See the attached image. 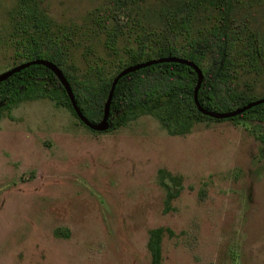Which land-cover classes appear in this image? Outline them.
Returning <instances> with one entry per match:
<instances>
[{
    "label": "rangeland",
    "instance_id": "obj_1",
    "mask_svg": "<svg viewBox=\"0 0 264 264\" xmlns=\"http://www.w3.org/2000/svg\"><path fill=\"white\" fill-rule=\"evenodd\" d=\"M169 2H136L132 21L154 27ZM112 4L29 1L50 34H66V62L76 74L93 62L111 71L135 43L140 26L133 21L114 31L112 49L104 44L113 32ZM24 7L0 0V71L20 59L15 23ZM232 15L264 43V0H240ZM192 23V32L201 26ZM236 70L238 89L264 94V66ZM259 136L257 122L227 119L169 134L148 114L98 131L47 98L21 100L0 116V264H149L145 241L155 226L170 230L160 241L162 264H264ZM162 178L177 190L168 203Z\"/></svg>",
    "mask_w": 264,
    "mask_h": 264
},
{
    "label": "trees",
    "instance_id": "obj_2",
    "mask_svg": "<svg viewBox=\"0 0 264 264\" xmlns=\"http://www.w3.org/2000/svg\"><path fill=\"white\" fill-rule=\"evenodd\" d=\"M18 1L25 7L21 11L22 18L15 23L22 31L21 42L14 52V56L20 58L16 63L34 58L54 63L69 83L80 111L90 121L100 118L110 81L116 72L124 66L166 55L183 57L200 69L202 77L196 99L208 110L228 111L258 98L248 88H237V66L255 71L264 66V43L253 28L244 27V20L236 23L232 15L235 3L240 0H171L172 3H166L156 13L154 27L148 21L146 27L141 26L138 18L133 19L140 26L133 40L135 43L128 45L122 57L118 56L111 71L93 62L79 74L72 72L66 62V34L63 37L50 34L46 18L34 5H29L31 0ZM138 1L112 0L107 15L112 20L110 30L113 32L109 36L106 34L104 41L108 49H112L117 28L134 24L130 10ZM194 18L201 26L194 25L192 32ZM241 29H247L244 36ZM236 52L242 57H237ZM195 80L190 66L174 61L155 62L126 72L114 84L108 107L109 125L105 130L148 114L169 134H183L194 122L203 119H227L234 123L252 120L264 131V101L235 115L213 118L200 113L193 103ZM36 98H47L54 105L63 106L78 120L56 76L44 65L29 64L0 80V116L21 100ZM259 138L264 142V136ZM161 172L163 170L158 169V173ZM165 176L173 180L168 172ZM163 180L164 203H168L177 190L171 191V186ZM164 231L170 230L162 226L147 230L145 246L149 264H162L160 241Z\"/></svg>",
    "mask_w": 264,
    "mask_h": 264
},
{
    "label": "water",
    "instance_id": "obj_3",
    "mask_svg": "<svg viewBox=\"0 0 264 264\" xmlns=\"http://www.w3.org/2000/svg\"><path fill=\"white\" fill-rule=\"evenodd\" d=\"M160 61L181 62V63L187 64L188 66H190L194 70L195 75H196V80H195V84H194L193 89H192V100H193V103H194L196 109L202 114L208 115V116L213 117V118H225L228 116L235 115V114L243 111L244 109H246L252 105H255L257 103L264 101V96H260L256 99H253L249 102H246L245 104H243L241 106L235 107V108L228 110V111H212V110H208V109L202 107L196 99V91H197V88L200 84L201 77H202L200 69L193 62H191V61H189L183 57L174 56V55H166V56H162V57L150 58L147 60L136 62L134 64L124 66L118 72H116V74L112 77V79L110 81V85H109L105 100H104L103 105H102L101 116L96 121H90L89 119H87V117H85L82 114V112L80 111L79 107L77 106V104L75 102L71 88L69 86V83L67 82L66 78L62 74L61 70L54 63H52L50 60H47L44 58H34V59L18 62L16 64L8 67L7 69L0 71V80H3L7 76H9L12 73L28 66L29 64L44 65L45 67L49 68L53 72V74L56 76L60 85L64 89L66 96L68 97L70 106H71L72 110L74 111L78 120L90 129L101 131V130H105L109 125L108 107H109V102H110L112 90H113L114 84H115L116 80L118 79V77L125 74L126 72L132 71V70L137 69L139 67H143V66L155 63V62H160Z\"/></svg>",
    "mask_w": 264,
    "mask_h": 264
}]
</instances>
